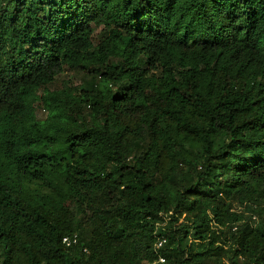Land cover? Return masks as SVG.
<instances>
[{"label": "trees", "instance_id": "1", "mask_svg": "<svg viewBox=\"0 0 264 264\" xmlns=\"http://www.w3.org/2000/svg\"><path fill=\"white\" fill-rule=\"evenodd\" d=\"M159 255L264 264V0H0V264Z\"/></svg>", "mask_w": 264, "mask_h": 264}, {"label": "built area", "instance_id": "2", "mask_svg": "<svg viewBox=\"0 0 264 264\" xmlns=\"http://www.w3.org/2000/svg\"><path fill=\"white\" fill-rule=\"evenodd\" d=\"M77 241H78L77 235L65 237L63 239L64 244H66L67 246H71L73 244H76ZM166 242H167L166 238L160 237L156 243V250L163 248V246L166 244ZM154 264H167V260L163 256L159 255V258L154 262Z\"/></svg>", "mask_w": 264, "mask_h": 264}, {"label": "rangeland", "instance_id": "3", "mask_svg": "<svg viewBox=\"0 0 264 264\" xmlns=\"http://www.w3.org/2000/svg\"><path fill=\"white\" fill-rule=\"evenodd\" d=\"M70 80H71V82H73V84L75 86L78 85V83H80L79 76H76V74L74 72L67 71L62 76H60V78L58 79L57 85L59 87H61L64 82H67V81H70ZM46 115H47V112L42 107H40L38 109L39 118H45Z\"/></svg>", "mask_w": 264, "mask_h": 264}]
</instances>
